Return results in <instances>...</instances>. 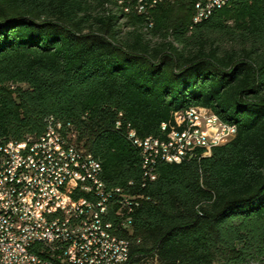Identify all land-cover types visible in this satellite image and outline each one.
<instances>
[{
  "label": "trees",
  "instance_id": "obj_1",
  "mask_svg": "<svg viewBox=\"0 0 264 264\" xmlns=\"http://www.w3.org/2000/svg\"><path fill=\"white\" fill-rule=\"evenodd\" d=\"M192 15L191 0L151 20L115 0H0V143L70 122L105 184L141 198L116 222L134 262L264 264V0ZM190 107L235 137L144 179L129 130L161 135Z\"/></svg>",
  "mask_w": 264,
  "mask_h": 264
},
{
  "label": "built area",
  "instance_id": "obj_2",
  "mask_svg": "<svg viewBox=\"0 0 264 264\" xmlns=\"http://www.w3.org/2000/svg\"><path fill=\"white\" fill-rule=\"evenodd\" d=\"M177 1L122 0L129 16L148 20L159 4ZM191 1L197 24L231 0ZM174 120L171 127L162 123L161 135L141 138L129 130L144 179L155 180L161 162L180 163L197 149L207 154L236 134L202 107L179 111ZM40 134L43 141L26 135L0 143V264H159L156 254L134 262L130 240L116 229L120 211L132 215L141 198L105 184L101 164L70 122L50 115Z\"/></svg>",
  "mask_w": 264,
  "mask_h": 264
},
{
  "label": "bare ground",
  "instance_id": "obj_3",
  "mask_svg": "<svg viewBox=\"0 0 264 264\" xmlns=\"http://www.w3.org/2000/svg\"><path fill=\"white\" fill-rule=\"evenodd\" d=\"M115 3H116V9H118L119 11L124 13L125 15H129L128 11L124 7V3L122 2V0H115ZM217 10H218V8H211V15ZM208 111H209V114H214V117H216L218 119V117L215 115V113H213L210 110H208ZM219 121L222 122L221 120H219ZM222 123H224V122H222ZM224 124L232 126L233 129H236V127L234 125L227 124V123H224ZM36 141H43V134L36 136ZM92 159L97 160L96 158L93 157V155H92ZM97 163L100 164V162L98 160H97ZM129 221H130V219H129ZM127 225H128L127 222L121 220V222L116 224V229H118V230L123 229V228L125 229L126 227H128Z\"/></svg>",
  "mask_w": 264,
  "mask_h": 264
}]
</instances>
